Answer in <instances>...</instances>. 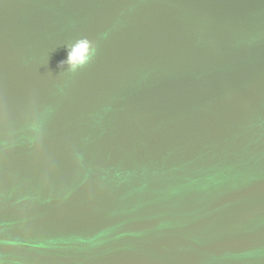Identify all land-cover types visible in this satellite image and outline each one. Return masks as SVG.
Segmentation results:
<instances>
[{"label": "water", "instance_id": "obj_1", "mask_svg": "<svg viewBox=\"0 0 264 264\" xmlns=\"http://www.w3.org/2000/svg\"><path fill=\"white\" fill-rule=\"evenodd\" d=\"M0 264H264V0H0Z\"/></svg>", "mask_w": 264, "mask_h": 264}, {"label": "clouds", "instance_id": "obj_2", "mask_svg": "<svg viewBox=\"0 0 264 264\" xmlns=\"http://www.w3.org/2000/svg\"><path fill=\"white\" fill-rule=\"evenodd\" d=\"M96 51L94 43L87 38L77 39L70 45L67 59L60 61L59 67L69 74H75L93 60Z\"/></svg>", "mask_w": 264, "mask_h": 264}]
</instances>
